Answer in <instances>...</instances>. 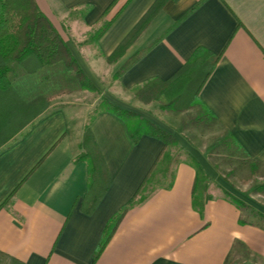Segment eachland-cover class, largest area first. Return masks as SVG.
Returning a JSON list of instances; mask_svg holds the SVG:
<instances>
[{
  "label": "crops",
  "instance_id": "obj_1",
  "mask_svg": "<svg viewBox=\"0 0 264 264\" xmlns=\"http://www.w3.org/2000/svg\"><path fill=\"white\" fill-rule=\"evenodd\" d=\"M155 1L35 0L59 31L67 27L65 43L94 85L97 101L134 112L174 137L170 145L181 159L172 165L169 182L136 195L92 263L106 223L146 178L140 191L144 188L169 145L163 149V141L149 134L134 142L125 121L109 110L94 111L80 130L74 124L78 102L67 93L40 113L35 107L33 116L30 107L22 118L23 101L37 93L32 82L16 80L15 90L0 92L1 254L20 264H264V224L243 218L251 203L214 180L208 159L182 139L180 129L181 113L202 108L264 177V0H165L124 52L109 61ZM107 20L95 38L91 32ZM197 48L218 55L199 90V103L162 109L159 101L146 103L134 95L150 79L170 78ZM87 127L108 180L94 207L89 162L77 159ZM191 158L209 178L207 188L212 183L221 192L208 194L201 212L192 204ZM224 190L244 205L232 202ZM253 207L264 220V207Z\"/></svg>",
  "mask_w": 264,
  "mask_h": 264
},
{
  "label": "trees",
  "instance_id": "obj_2",
  "mask_svg": "<svg viewBox=\"0 0 264 264\" xmlns=\"http://www.w3.org/2000/svg\"><path fill=\"white\" fill-rule=\"evenodd\" d=\"M164 1L165 0H156L153 3L147 13L108 57L109 61L115 60L124 52L127 45L143 30L146 24L161 8ZM110 21L111 20L103 22L102 26L94 34L95 38L99 37ZM157 40L129 57L114 76H119L129 68ZM30 58L33 60H28L25 63V61ZM217 60L218 55L206 49L197 48L193 57L188 62L184 63L170 78L165 81L158 78L150 79L141 86L135 88L134 95L140 101L146 103L153 100L159 101L162 109L184 110L200 102L198 98L199 90L212 72ZM58 63H61L66 70L70 71L81 86H86L90 90H95L94 85L88 80L78 66L65 40L53 23L38 8L35 0H0V92L15 90L14 86L18 78V72L22 68L31 66L34 71H43L41 69L42 67L52 65L56 67ZM39 97L40 96L37 95L31 100L23 101V103L27 105V108H23L21 114L22 118L29 113L26 112V110L30 107H32V111L36 107V111L39 113L41 112L46 104L41 100L42 104L39 105ZM163 98L165 99L164 101L162 100ZM102 109L117 114L125 121L129 135L134 142H137L142 134H149L163 141V149L171 143H175V139L171 134L134 112L116 106L105 99L100 100L95 112ZM34 112L35 110L31 113V116L34 115ZM80 147L81 152L77 156V159H84L89 162V176L91 178V184L93 183L91 186L92 207H94L106 190L108 180L99 151L97 150L88 127L83 132ZM98 164H100V171L104 175L98 172ZM191 164L195 170L192 204L193 207L201 212L204 201L211 198L208 194L202 195L203 191L207 188L209 178L195 159L191 158ZM144 181H146V178L131 200L119 209L106 223L100 242L93 254L92 263H94L105 247L125 211L135 201V197L140 192ZM199 189H201V192ZM224 194L235 204L244 205L243 202L229 192L224 190ZM0 255L8 261V264H20L12 257L1 253Z\"/></svg>",
  "mask_w": 264,
  "mask_h": 264
},
{
  "label": "rangeland",
  "instance_id": "obj_3",
  "mask_svg": "<svg viewBox=\"0 0 264 264\" xmlns=\"http://www.w3.org/2000/svg\"><path fill=\"white\" fill-rule=\"evenodd\" d=\"M102 24L103 22L94 28L91 34L96 33ZM66 28L61 26L60 31L57 29L63 39L70 34ZM28 60L33 59H27L25 63ZM56 65L58 66L42 67L43 71H34L31 66L22 68L18 72L17 80L32 82L35 92L40 96L39 105L42 104L41 100L47 104L51 100H57L62 94H71L78 102L74 124L82 130L100 102V100L97 101V92L81 86L61 63ZM181 119L182 139L202 151L212 167L214 180L221 186L231 188L235 194H240L251 203V210L243 213V218L250 222L260 221L264 224L263 219L255 216L253 207L254 204L264 207V177L259 174L256 165L247 163L248 160L243 158L239 151L230 144L226 133L202 108L191 107L181 113ZM178 151L176 146L169 145L166 154L161 159L162 165L160 164L153 170L144 188L140 191L139 198L143 197L149 189L166 185L169 182L172 165L176 160L181 159ZM209 185V189L206 188L207 190L203 191V196L221 195L220 190L214 184ZM199 190L201 192V189ZM0 264H8V261L1 255Z\"/></svg>",
  "mask_w": 264,
  "mask_h": 264
}]
</instances>
